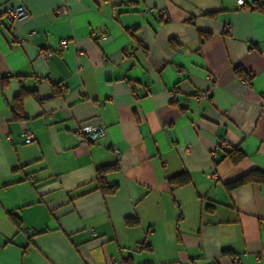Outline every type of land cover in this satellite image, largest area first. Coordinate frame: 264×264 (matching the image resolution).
Wrapping results in <instances>:
<instances>
[{
	"label": "crops",
	"instance_id": "obj_1",
	"mask_svg": "<svg viewBox=\"0 0 264 264\" xmlns=\"http://www.w3.org/2000/svg\"><path fill=\"white\" fill-rule=\"evenodd\" d=\"M244 2L0 0L28 11L0 15V264H264V185L225 187L264 171V0ZM86 123L106 133L80 144Z\"/></svg>",
	"mask_w": 264,
	"mask_h": 264
},
{
	"label": "built area",
	"instance_id": "obj_2",
	"mask_svg": "<svg viewBox=\"0 0 264 264\" xmlns=\"http://www.w3.org/2000/svg\"><path fill=\"white\" fill-rule=\"evenodd\" d=\"M235 3L240 7H245L244 0H235ZM56 12H57V14L64 15L67 13V7L61 6V7L57 8ZM159 14L160 15L165 14V10H160ZM0 15L6 16L12 22H18V21H21L27 17L28 11L22 5L6 6L2 9H0ZM66 44H67V40H65V39L61 40V45H66ZM53 54L54 53L52 51L40 50L38 52L37 58L40 60H43L45 62V61H48L49 59H51ZM124 54H125V56L128 55V53H126V52ZM208 80L211 81L212 77L208 76ZM244 82L246 84H248L249 80L247 78H245ZM207 97H208L207 91H201L200 93H198L196 95V98L198 100L204 99ZM105 133H106V129L100 123H97V124H91V123L81 124V125H78L72 131V134L76 137L77 141L80 144L92 142V141L96 140L97 138L103 136ZM21 135L26 140H32L33 139L32 133L30 131H28L27 129H24L22 131ZM218 143H219L218 146L225 147L226 146L225 138L221 139ZM137 249H138L137 247L134 248V250H137ZM112 262H114V260H112Z\"/></svg>",
	"mask_w": 264,
	"mask_h": 264
},
{
	"label": "trees",
	"instance_id": "obj_3",
	"mask_svg": "<svg viewBox=\"0 0 264 264\" xmlns=\"http://www.w3.org/2000/svg\"><path fill=\"white\" fill-rule=\"evenodd\" d=\"M203 36L207 37L206 34H203ZM241 72L242 71L240 68H236V73L241 74ZM247 79L249 80L248 77ZM226 156H228L234 163H237L243 157V155L240 152L235 150L227 151ZM117 168H118L117 164L103 165L96 168L95 186L97 190H99L103 194L114 193L116 189V184H111V185L107 184L105 180V176L107 173L117 170ZM189 181L190 178L186 172H183L181 174L169 178V182L173 187H180L186 185L189 183ZM246 183H257L264 185V171H261L259 169H252L247 173H245L244 175L226 183L225 187L226 189L231 190ZM131 222L134 221L132 220Z\"/></svg>",
	"mask_w": 264,
	"mask_h": 264
}]
</instances>
